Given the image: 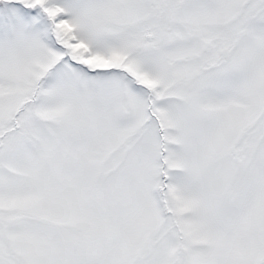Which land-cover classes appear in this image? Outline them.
Returning <instances> with one entry per match:
<instances>
[{
  "label": "snow or ice",
  "instance_id": "6c2138e0",
  "mask_svg": "<svg viewBox=\"0 0 264 264\" xmlns=\"http://www.w3.org/2000/svg\"><path fill=\"white\" fill-rule=\"evenodd\" d=\"M0 264H264V0H0Z\"/></svg>",
  "mask_w": 264,
  "mask_h": 264
}]
</instances>
